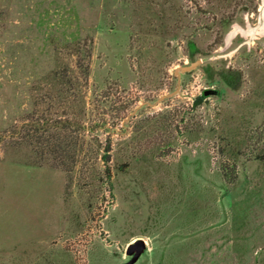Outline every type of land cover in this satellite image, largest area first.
Masks as SVG:
<instances>
[{
  "label": "rangeland",
  "instance_id": "rangeland-1",
  "mask_svg": "<svg viewBox=\"0 0 264 264\" xmlns=\"http://www.w3.org/2000/svg\"><path fill=\"white\" fill-rule=\"evenodd\" d=\"M0 264H264V0H0Z\"/></svg>",
  "mask_w": 264,
  "mask_h": 264
},
{
  "label": "trees",
  "instance_id": "trees-1",
  "mask_svg": "<svg viewBox=\"0 0 264 264\" xmlns=\"http://www.w3.org/2000/svg\"><path fill=\"white\" fill-rule=\"evenodd\" d=\"M67 46H65L66 48ZM188 47L190 51H195V45L192 41H188ZM68 49L73 51V53L77 56L80 53V48L77 45L73 46H68ZM87 70V66L81 64L80 60H76L74 62V66H70L68 64H64L62 66L61 64H57L56 68L51 72V74L48 76V85H46L44 88L45 90V96L47 94V88L50 89L51 91H57V93H60L59 91L62 90H75L79 87V79L78 73H84ZM226 81L230 84L234 83V75L231 77L226 76ZM81 79V78H80ZM49 86V87H47ZM80 89V88H79ZM78 89V90H79ZM200 97H205V96H200ZM200 97L198 99H200ZM65 124L69 125L70 122H64ZM33 125L34 128H37L35 124H30L29 126L31 127ZM67 147L64 149L66 150ZM108 147L106 148V152L108 151ZM104 158H107V155H104ZM109 175V172H107ZM228 179H230L229 174H224Z\"/></svg>",
  "mask_w": 264,
  "mask_h": 264
},
{
  "label": "water",
  "instance_id": "water-1",
  "mask_svg": "<svg viewBox=\"0 0 264 264\" xmlns=\"http://www.w3.org/2000/svg\"><path fill=\"white\" fill-rule=\"evenodd\" d=\"M201 62L200 59H197L195 61H193L192 63L188 64V65H184V66H181V67H177L175 70H174V73L177 75L178 77V84H177V87H179V77H180V72L181 73H185V72H189L191 71L193 68L196 67L197 64H199ZM176 91H173L172 93L170 94H174L176 93ZM217 93V90H214V89H207V90H204L203 91V95H210V94H216ZM144 248V241L143 240H137L135 241L133 244H130L127 249H126V253L130 254V253H133L135 252V257L140 253V251Z\"/></svg>",
  "mask_w": 264,
  "mask_h": 264
}]
</instances>
